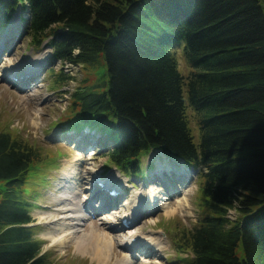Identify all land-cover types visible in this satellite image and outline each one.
<instances>
[{
  "label": "trees",
  "instance_id": "1",
  "mask_svg": "<svg viewBox=\"0 0 264 264\" xmlns=\"http://www.w3.org/2000/svg\"><path fill=\"white\" fill-rule=\"evenodd\" d=\"M17 9L54 60L104 67L102 90L84 80L71 94V130L93 132L127 176L154 150L198 169L205 215L181 232V263L264 264V0H0V30ZM182 43L186 78L171 52ZM36 160L0 132V264H49L23 192Z\"/></svg>",
  "mask_w": 264,
  "mask_h": 264
},
{
  "label": "rangeland",
  "instance_id": "2",
  "mask_svg": "<svg viewBox=\"0 0 264 264\" xmlns=\"http://www.w3.org/2000/svg\"><path fill=\"white\" fill-rule=\"evenodd\" d=\"M183 46L182 43V51L180 48L173 51L174 47L171 52H174L180 73L186 78L197 70L187 63ZM0 48L3 49L0 54V132L9 133L39 153V160L30 166L31 169L26 175L23 192L31 203V216L36 227L34 238L40 242L41 254H44L49 264H97L75 253V239L65 240L62 244L53 243L47 236L53 230L54 224L45 223L48 219L42 220L39 217L45 212H54L58 205L56 195L70 185L77 188L80 199L84 200L83 210L88 217L81 226L84 233L106 231V228L118 225L132 212L135 198L139 195L142 201L136 206L135 221L123 229H131L132 233L141 236L154 234L160 239L159 248L162 251H154L155 247H145L143 254L132 251L129 254L130 260L133 264H145L142 261L146 260L151 262L149 264L154 260L159 264H181L180 260L190 255L189 251L178 248L181 232L196 228L205 215L201 207V178L197 176V170L184 167L180 161H175L177 169L173 168V159L165 160L159 151H153L143 158L142 170L145 175L143 172L139 174L143 178L125 176L115 170L106 160V150L98 147V140H93L91 148L85 147L84 143L88 139L86 133L77 135L69 131L66 125L72 103L71 94L84 80L85 83L92 81L99 86V91L102 90L101 86L105 81L104 67L97 64L91 70L73 64L56 63L50 49L45 45L35 47L31 43L19 14H15L0 31ZM36 63L39 64L35 73L37 78L34 83H30L31 87L27 90H23L20 83L13 85L5 81L3 75L9 66H15L17 74L23 76L26 72L31 74L30 68ZM59 73L69 79L57 82L55 75ZM184 99L188 126L194 141L198 142L197 116L189 106L185 92ZM34 120H37V126L33 125ZM73 161L78 176L67 179L64 170ZM157 163L161 166H157ZM150 164H154L153 169L147 167ZM79 169L82 173H79ZM156 174L162 179L170 177L173 182L169 181L170 189L169 185L153 180ZM98 176L101 181L111 179L112 185L99 191L96 188ZM83 177L88 181L82 179ZM77 178L79 181H76ZM97 181L101 182L98 179ZM113 189L117 192L116 196L109 195V191ZM150 191L154 196L152 202L148 200ZM179 204L182 206L180 209ZM170 210L175 212L168 215L167 211ZM62 235V232L52 234L54 238H61ZM81 235L82 232L78 233L76 238ZM118 237L115 234V238ZM113 251V261L116 256L127 255L128 252L116 242ZM237 254L240 255V248L237 249Z\"/></svg>",
  "mask_w": 264,
  "mask_h": 264
},
{
  "label": "bare ground",
  "instance_id": "3",
  "mask_svg": "<svg viewBox=\"0 0 264 264\" xmlns=\"http://www.w3.org/2000/svg\"><path fill=\"white\" fill-rule=\"evenodd\" d=\"M3 41H5V38L3 39ZM2 52L3 49L0 48V54ZM38 69H39V64L36 63L30 68L31 74L26 72L23 76H20L19 74H17L18 70L16 69L15 66H9L8 69H6L3 77L7 83L13 85L20 83L22 85V89L27 90L28 88L31 87L29 86L30 83L35 82L37 78V75L35 73L38 71ZM17 76H19L20 78H17ZM30 96L32 97V95ZM33 96L36 97V95L34 94ZM30 101H32L31 98ZM35 118H37V115H35ZM33 125L34 126L38 125L37 120L33 121ZM74 164L75 161H73L70 164H67L65 167L64 176L67 179H71L78 176V172L76 171ZM157 166L160 167L161 165L157 163ZM171 166L175 168L174 165ZM79 173H82L81 169H79ZM158 177L159 175L156 174L153 180H157L159 182H163L169 185L168 189H170V184L172 182L170 177L166 179H162ZM82 179L88 181L86 177L85 178L83 177ZM76 181H79V178H77ZM107 183L108 185L111 184L112 183L111 179L107 180ZM72 184L75 185V183ZM65 188H67L65 189V191L56 195V198H58L57 200L58 205L54 209V212H45L44 214H40L39 216L40 219L42 220L48 219L44 221L45 223L54 224L53 230L49 232L47 236V238L52 240L53 243L62 244L65 240L75 239L74 242L75 253L78 254L81 258H88L91 262H95L97 264H133L129 258V254H131L132 251L133 252L139 251L140 253L143 254V248L145 247H149V248L155 247L154 251H162L159 248L160 239L156 237L154 234L150 233L141 236V234L138 235L134 232L132 233L131 229L124 230L126 225L129 226L132 224L131 223L132 221H135V216L137 213L136 206L139 202L142 201L141 198H139L140 197L139 195L136 196L132 212L130 211L131 213L129 212L130 214H127L124 224H122V222L120 221L118 225L115 226L113 225L112 228L110 227L106 228V231L94 230V231H90L89 233H84L81 229V226L88 220L87 214L83 210L85 209V206L82 205L83 204L82 202L84 200L82 198L80 199L79 196L80 192L77 190V188H74L71 185ZM96 188L99 189L98 186ZM153 199L154 196L152 194V191H150V195H148V200L152 202ZM181 207H182L181 204H179V209ZM88 209L90 210V207ZM174 212L175 210H170L167 211V214L169 215ZM93 213L95 212L93 211ZM64 220H67V222H65ZM111 230L113 232H111ZM56 232H62L63 233L62 237L54 238L52 234ZM81 232L82 235L76 238V235ZM115 234L119 235L120 238L119 237L115 238ZM115 242L119 246L127 250L128 252L127 255L116 256V260L113 261V255H114L113 245ZM142 262H144L145 264L151 263L150 261L147 260ZM152 264H159V262L157 260H154Z\"/></svg>",
  "mask_w": 264,
  "mask_h": 264
}]
</instances>
